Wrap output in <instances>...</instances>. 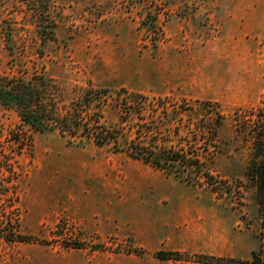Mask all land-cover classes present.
Segmentation results:
<instances>
[{"label": "rangeland", "instance_id": "1", "mask_svg": "<svg viewBox=\"0 0 264 264\" xmlns=\"http://www.w3.org/2000/svg\"><path fill=\"white\" fill-rule=\"evenodd\" d=\"M34 76L59 115L109 89L120 149L157 134L208 176L33 132L0 106V264H217L259 248L243 124L264 106V0H0V77Z\"/></svg>", "mask_w": 264, "mask_h": 264}, {"label": "trees", "instance_id": "2", "mask_svg": "<svg viewBox=\"0 0 264 264\" xmlns=\"http://www.w3.org/2000/svg\"><path fill=\"white\" fill-rule=\"evenodd\" d=\"M153 20L150 21L149 30L154 28ZM49 23L51 24L48 34L51 38L54 24ZM143 24L146 25V20ZM52 89L53 84L44 76H34L29 80L21 77H0V106L14 110L20 122L33 132L57 130L62 137L91 139L96 146H110L113 152H123L128 157L175 176H184L185 181L196 182L198 177L208 176V173L202 169L197 153L189 157L181 149L156 146L157 134L150 137L147 145L143 143L147 134L137 129L135 137L128 142L126 148L120 149L118 138L123 129L121 126L106 125L101 116V109L110 97L109 89L85 88L80 100L72 102V106L62 115H59L57 104L51 94ZM243 129L247 130L248 136L252 138V155L246 167V175L255 189V201L260 214L261 242L259 248L251 252L249 260L210 258L205 260L207 262L264 264V106L252 122L243 124ZM211 133L214 135V127L211 128ZM26 137L28 136L25 134L21 137L22 143L29 141ZM170 255L171 253L158 252L156 257L165 259Z\"/></svg>", "mask_w": 264, "mask_h": 264}]
</instances>
